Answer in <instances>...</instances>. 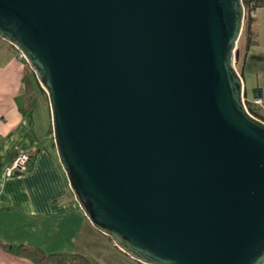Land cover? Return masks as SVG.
Returning <instances> with one entry per match:
<instances>
[{
  "label": "water",
  "instance_id": "1",
  "mask_svg": "<svg viewBox=\"0 0 264 264\" xmlns=\"http://www.w3.org/2000/svg\"><path fill=\"white\" fill-rule=\"evenodd\" d=\"M245 12L0 0V37L48 97L75 199L136 263L264 264V120L236 68Z\"/></svg>",
  "mask_w": 264,
  "mask_h": 264
},
{
  "label": "crops",
  "instance_id": "2",
  "mask_svg": "<svg viewBox=\"0 0 264 264\" xmlns=\"http://www.w3.org/2000/svg\"><path fill=\"white\" fill-rule=\"evenodd\" d=\"M37 92L46 95L16 46L0 37V264H38L18 253L23 245L47 254L90 255L103 264L116 246L92 225L75 199L52 126L45 137L42 121L34 123ZM22 151L32 155L30 169L8 174Z\"/></svg>",
  "mask_w": 264,
  "mask_h": 264
},
{
  "label": "rangeland",
  "instance_id": "3",
  "mask_svg": "<svg viewBox=\"0 0 264 264\" xmlns=\"http://www.w3.org/2000/svg\"><path fill=\"white\" fill-rule=\"evenodd\" d=\"M252 14L255 16L253 19L249 10L246 9L243 30L237 43L240 54L236 68L244 79V97L247 105L250 103V106L264 115V6L257 7ZM249 39L254 41L248 47ZM255 89L257 90L256 96H254ZM35 94L34 123L37 119L42 121L43 135L46 137L49 135L52 126L48 97L46 95L42 97L38 92ZM103 261V264L120 262L138 264L134 263L129 255L117 247L111 249L110 253L107 252Z\"/></svg>",
  "mask_w": 264,
  "mask_h": 264
},
{
  "label": "trees",
  "instance_id": "4",
  "mask_svg": "<svg viewBox=\"0 0 264 264\" xmlns=\"http://www.w3.org/2000/svg\"><path fill=\"white\" fill-rule=\"evenodd\" d=\"M243 2L246 9L249 10L252 19L253 17H255L254 14L252 13H254L256 8L259 6H264V0H243ZM253 41H254L253 39L252 40L249 39L248 47L251 45V43H253ZM248 108L254 115L264 120V115L261 114L259 111H257L254 107L250 106V103L248 104ZM31 161H32V155H31V160L25 172H27L30 169ZM4 246L7 247L6 245ZM18 253L20 255L30 258L31 260H33L38 264H101L98 260H96L90 255H84L79 253L47 254L37 247H30L25 245L19 248ZM138 264H142V263L138 262Z\"/></svg>",
  "mask_w": 264,
  "mask_h": 264
},
{
  "label": "built area",
  "instance_id": "5",
  "mask_svg": "<svg viewBox=\"0 0 264 264\" xmlns=\"http://www.w3.org/2000/svg\"><path fill=\"white\" fill-rule=\"evenodd\" d=\"M255 101L258 102L257 100ZM30 160L31 154L28 151L20 152L14 159L12 165L8 168V174H14L17 171H19V173H24L28 167Z\"/></svg>",
  "mask_w": 264,
  "mask_h": 264
},
{
  "label": "flooded vegetation",
  "instance_id": "6",
  "mask_svg": "<svg viewBox=\"0 0 264 264\" xmlns=\"http://www.w3.org/2000/svg\"><path fill=\"white\" fill-rule=\"evenodd\" d=\"M255 93L257 94V90L255 89Z\"/></svg>",
  "mask_w": 264,
  "mask_h": 264
}]
</instances>
